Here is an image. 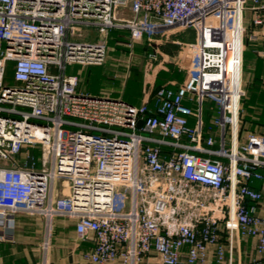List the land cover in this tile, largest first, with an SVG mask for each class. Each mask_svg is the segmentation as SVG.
<instances>
[{
	"label": "built area",
	"instance_id": "obj_1",
	"mask_svg": "<svg viewBox=\"0 0 264 264\" xmlns=\"http://www.w3.org/2000/svg\"><path fill=\"white\" fill-rule=\"evenodd\" d=\"M129 1L134 16L119 18ZM245 3L0 0V243L25 213L43 221L40 264L57 216L75 221L79 241H94V264H138L151 253L158 264H208L211 247L214 264H231L239 236L255 238L263 254L264 133L239 129ZM77 25H96L101 36L127 29L129 45L192 28L188 75L138 105L80 92L67 66L102 64L105 46L70 41ZM148 58L159 60L158 49ZM9 62L14 85L4 84ZM206 99L217 108L215 130L205 129ZM35 146L39 159L28 150Z\"/></svg>",
	"mask_w": 264,
	"mask_h": 264
},
{
	"label": "rangeland",
	"instance_id": "obj_2",
	"mask_svg": "<svg viewBox=\"0 0 264 264\" xmlns=\"http://www.w3.org/2000/svg\"><path fill=\"white\" fill-rule=\"evenodd\" d=\"M131 4L132 2L129 1L126 7L130 8ZM133 16L132 13V16L125 18ZM143 18V14L137 17L139 20ZM186 28L166 31L151 37V40L145 35L129 45V37L123 29L112 30L105 36H101L96 25H77L74 35L70 36V41L101 42L105 46V58L100 65L80 66L74 64L67 66L66 73L78 75V86L82 87L81 90L86 89L84 88L86 86L89 90H102L100 92L103 93L102 95L106 92H112L116 96L115 98L126 97L137 102L150 100L158 86H177L186 79L188 56L192 42L188 43L182 38V40L176 38L183 30H187ZM152 48L153 50L158 49L159 60L148 58L149 50ZM250 76V72L245 70L243 87L246 92L241 100L242 111L239 129L264 133V90L257 91L252 85H247ZM4 84H15L11 62L8 64ZM202 109L205 129L211 127L212 130H215L214 118L217 114L215 104L206 99ZM67 128L74 129L75 127L68 126ZM226 140L229 141L228 134ZM28 150L39 159L41 152L38 146L30 147ZM37 166L39 167V162ZM140 166L142 167V162H140ZM62 186H64V182L62 183L58 179L56 188L60 189ZM122 191L126 196L125 210H127L130 204L131 191L128 188L122 189Z\"/></svg>",
	"mask_w": 264,
	"mask_h": 264
},
{
	"label": "crops",
	"instance_id": "obj_3",
	"mask_svg": "<svg viewBox=\"0 0 264 264\" xmlns=\"http://www.w3.org/2000/svg\"><path fill=\"white\" fill-rule=\"evenodd\" d=\"M257 14H264V0H260V4H254L252 0H246L242 12V23L244 26L242 85L243 73L246 70V72L249 71L251 74L247 85L250 84L257 91H261L264 90V21L262 24L254 23L253 19ZM130 16H132L130 8L124 7L118 11L119 18ZM116 29H123L129 37L128 30L124 28H113L110 31ZM186 29L182 33H179L176 38H182L185 42L193 43L195 41V31L192 28ZM152 50L153 48L149 52ZM73 74L77 75L76 73ZM84 88L86 89L81 90L82 87L77 86L80 92L91 95L103 94L100 93L102 90L99 89L89 90L86 86ZM244 91L246 92V89ZM106 93L110 97H116L112 92ZM106 93L104 95H107ZM122 99L134 105L141 103L126 97H122ZM246 132L255 131H242V133ZM253 185L258 189L262 188L260 181H255ZM257 207L259 212H264V201L258 202ZM74 224L75 221L67 217L62 218L57 216L52 219L50 243L46 253V264H94L88 259V254L94 246V241L92 239L79 241L76 238ZM42 234L43 221L39 216L25 213L15 214L13 216L12 240L0 243V264H40L42 257ZM225 240V231L221 225L220 241L225 242ZM213 251L214 248L211 247L208 264H214ZM254 260H258L259 264H264V253L259 255L256 252V239L248 236L237 237L233 246L231 264H251ZM227 263L228 261L226 259L223 264ZM139 264H158V262L156 256L151 253L143 256Z\"/></svg>",
	"mask_w": 264,
	"mask_h": 264
},
{
	"label": "trees",
	"instance_id": "obj_4",
	"mask_svg": "<svg viewBox=\"0 0 264 264\" xmlns=\"http://www.w3.org/2000/svg\"><path fill=\"white\" fill-rule=\"evenodd\" d=\"M122 99V98H121Z\"/></svg>",
	"mask_w": 264,
	"mask_h": 264
}]
</instances>
